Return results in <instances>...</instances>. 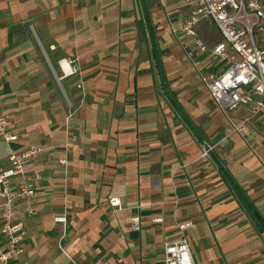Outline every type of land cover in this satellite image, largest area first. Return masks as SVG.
<instances>
[{
  "label": "crops",
  "instance_id": "obj_1",
  "mask_svg": "<svg viewBox=\"0 0 264 264\" xmlns=\"http://www.w3.org/2000/svg\"><path fill=\"white\" fill-rule=\"evenodd\" d=\"M196 2L0 0V113L13 149H42L16 264H164L183 234L197 264H264V112L212 99L219 29L198 27L205 52L179 32Z\"/></svg>",
  "mask_w": 264,
  "mask_h": 264
},
{
  "label": "built area",
  "instance_id": "obj_2",
  "mask_svg": "<svg viewBox=\"0 0 264 264\" xmlns=\"http://www.w3.org/2000/svg\"><path fill=\"white\" fill-rule=\"evenodd\" d=\"M206 21H212L217 26L222 38L211 50L212 61L225 66L220 75L202 77L212 99L230 121L232 113L242 107L249 109L251 117L262 114L264 0H197L194 9L182 21L179 32L193 39L195 47L201 52L207 51V47L198 34V27ZM235 129L244 130L243 127ZM17 141L11 120L0 113V143L7 146L6 156L0 158V264H16L26 236L25 229L16 222V206L18 202L25 201L27 214L33 215L38 191L36 182L39 177L30 175L26 164L36 160L42 149L30 146L18 152L11 146ZM214 148L208 146L202 156H209ZM60 164L66 166L67 161L63 160ZM110 205L119 208L121 203L119 199H111ZM55 221L66 229V217ZM152 222L161 223L162 219ZM191 226V223L184 224L180 229L184 232ZM132 228L141 230L139 216L132 219ZM62 251L65 254V250ZM163 254L164 264H197L185 234L179 241L165 244ZM67 256L70 264H77L71 256Z\"/></svg>",
  "mask_w": 264,
  "mask_h": 264
},
{
  "label": "rangeland",
  "instance_id": "obj_3",
  "mask_svg": "<svg viewBox=\"0 0 264 264\" xmlns=\"http://www.w3.org/2000/svg\"><path fill=\"white\" fill-rule=\"evenodd\" d=\"M249 117V119H248V121H250L251 123H253L257 118H258V116H255V117H251V115L249 114V116H247V118ZM249 122V123H250ZM233 129H234V132H236V133H238V134H241V132L243 133V131H244V133L246 134V133H248V131H246L245 129L244 130H236L235 128H234V126H233Z\"/></svg>",
  "mask_w": 264,
  "mask_h": 264
},
{
  "label": "trees",
  "instance_id": "obj_4",
  "mask_svg": "<svg viewBox=\"0 0 264 264\" xmlns=\"http://www.w3.org/2000/svg\"><path fill=\"white\" fill-rule=\"evenodd\" d=\"M221 168H222V167H221ZM222 169H223V168H222ZM252 214H253V216H254V217H256V216H257L255 212H252Z\"/></svg>",
  "mask_w": 264,
  "mask_h": 264
}]
</instances>
